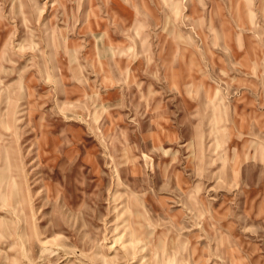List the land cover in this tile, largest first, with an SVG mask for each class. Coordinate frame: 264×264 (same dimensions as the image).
I'll list each match as a JSON object with an SVG mask.
<instances>
[{
    "label": "rangeland",
    "instance_id": "obj_1",
    "mask_svg": "<svg viewBox=\"0 0 264 264\" xmlns=\"http://www.w3.org/2000/svg\"><path fill=\"white\" fill-rule=\"evenodd\" d=\"M0 264H264V0H0Z\"/></svg>",
    "mask_w": 264,
    "mask_h": 264
},
{
    "label": "bare ground",
    "instance_id": "obj_2",
    "mask_svg": "<svg viewBox=\"0 0 264 264\" xmlns=\"http://www.w3.org/2000/svg\"><path fill=\"white\" fill-rule=\"evenodd\" d=\"M144 158H145V157H144ZM139 236L144 240V236H147V235H146L144 232H143V233H139V234H137V236L134 235L135 238H136V237H139ZM137 251H138V250H137ZM139 251H140V250H139ZM154 251H155L154 254H156L157 251H158V248H156ZM130 253L135 254L136 251H135V250H132V251H128V252H127V254H130ZM139 253H140V252H139Z\"/></svg>",
    "mask_w": 264,
    "mask_h": 264
}]
</instances>
